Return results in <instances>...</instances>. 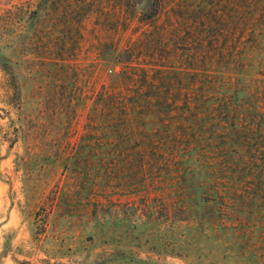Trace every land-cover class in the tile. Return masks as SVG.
<instances>
[{
  "label": "rangeland",
  "instance_id": "obj_1",
  "mask_svg": "<svg viewBox=\"0 0 264 264\" xmlns=\"http://www.w3.org/2000/svg\"><path fill=\"white\" fill-rule=\"evenodd\" d=\"M0 264H264V0H0Z\"/></svg>",
  "mask_w": 264,
  "mask_h": 264
}]
</instances>
